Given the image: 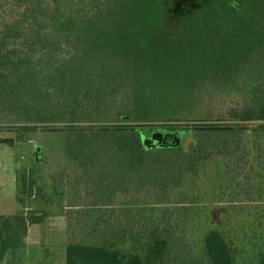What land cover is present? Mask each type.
<instances>
[{
	"label": "trees",
	"instance_id": "trees-1",
	"mask_svg": "<svg viewBox=\"0 0 264 264\" xmlns=\"http://www.w3.org/2000/svg\"><path fill=\"white\" fill-rule=\"evenodd\" d=\"M218 111L221 121L259 125H220ZM195 115L199 126H166ZM127 121L135 125H102ZM0 122L94 124L68 129L66 150L76 199L96 195L86 237L102 233L105 244L71 242L66 264H264L259 239L255 257L238 262L226 233L192 245L187 226L180 240L167 226L176 205L190 223L186 205L200 203L198 180L217 160L228 173L264 168V0H0ZM17 181L21 202L34 180L23 172ZM118 196L147 203L115 214ZM152 214L165 226L154 220L147 232ZM44 217L0 215V264H18L6 253ZM114 224L130 249L118 246Z\"/></svg>",
	"mask_w": 264,
	"mask_h": 264
},
{
	"label": "rangeland",
	"instance_id": "rangeland-1",
	"mask_svg": "<svg viewBox=\"0 0 264 264\" xmlns=\"http://www.w3.org/2000/svg\"><path fill=\"white\" fill-rule=\"evenodd\" d=\"M218 115L221 116L222 112H217L218 124L227 122L221 121L222 116L220 118ZM197 118L198 116L195 115V117L186 118L182 123H167L166 126H182V128L189 129L199 126L196 123ZM227 124L249 130H253L259 125L257 122L242 123L237 121H229ZM92 125L94 124L0 122V214L11 216L34 213L45 216L40 224L33 225V228L31 226L32 229L28 232L23 243H20L13 251L10 250L6 253L7 261L18 264H66V249L71 242L89 241L90 243L93 241L99 245L105 244L102 233L86 237L92 228V220L88 219L85 222L84 219L94 215L93 208L97 209L88 202L90 198L96 202V195L90 196L82 204L80 200L76 199L75 192L78 190L77 183L79 182L75 177L74 165L76 163L71 161L66 150L68 140L66 131L68 129H79ZM102 125L132 127L135 123L128 121L103 122ZM20 134L22 140L18 141ZM188 137L192 141L194 136L189 135ZM144 144L146 148L149 145L146 141ZM188 145L185 146L186 150H188ZM253 158L252 156L250 160ZM37 159L40 160V163H37ZM255 161L256 157L253 159V163ZM227 168L229 167H226L221 160H217L205 171L207 177H200L198 180V187L201 190L200 203L186 205V207L192 208L187 212L193 211L190 215L186 212V216L191 217L188 220L190 223H182V205H176L172 206L174 208L173 216L169 218L167 226L169 225V229L173 231L177 240L181 239L179 237L182 236V229L187 226L186 235L188 238L185 243L192 245L200 241L204 232L208 233L210 230L222 232V228H227L226 231L228 228L234 229L241 233L238 237L235 235L236 246L241 251L238 261L240 262L242 258L255 257L257 251L250 245L254 239L261 240L264 237V196H258L257 190L261 180L264 182V178H260L261 166L253 167V181L245 176L248 170L237 172L239 175L235 176L237 173H228L226 172ZM23 172L34 180V185L27 193L21 194L22 201L20 202L17 180ZM248 182H251L253 186L252 191L256 195L254 199L257 202L261 201L260 204H249L240 196L244 184ZM260 191L264 192V189L262 188ZM82 192L84 195V189ZM104 194L97 192V202ZM129 199L132 201L134 198L129 197ZM106 200V197L102 198V202ZM143 203L147 202L142 198L140 202L126 204L118 196L112 210L115 214H120L122 210L129 208L134 209L136 213L144 206ZM151 207H154L152 202L146 204V208L150 209ZM163 208L165 207L156 206L155 214L159 216ZM198 210L201 211L200 220L195 217ZM135 213H133L134 217H136ZM149 217L150 219H146L147 232L152 229L153 224L156 227L157 223L155 224L154 220L158 221L157 226H165L160 218L153 219V214ZM101 225L103 229L105 222L102 221ZM104 230H111V228L105 227ZM112 230L120 239L119 247L127 250L132 247L131 240L123 238L122 227L114 224ZM244 238H247L249 242L243 240ZM178 242L176 241V245ZM196 253H200V250L194 252L192 256H195Z\"/></svg>",
	"mask_w": 264,
	"mask_h": 264
},
{
	"label": "crops",
	"instance_id": "crops-1",
	"mask_svg": "<svg viewBox=\"0 0 264 264\" xmlns=\"http://www.w3.org/2000/svg\"><path fill=\"white\" fill-rule=\"evenodd\" d=\"M16 144L18 143V142H15ZM14 145V144H13ZM12 145V146H13ZM37 163H40V160L39 159H37ZM254 165V164H253ZM24 168V167H23ZM254 168H257L256 167V165L254 166ZM252 171L253 170H251V169H249L248 170V173L245 175L247 178H249L250 180H252L253 181V176H252ZM261 171H262V173H260V178L261 179H263L264 178V168L263 169H261ZM249 180V181H250ZM245 186H244V188H243V191H242V193L240 194V196H242L243 197V199H244V201L245 202H248L249 204L250 203H252V204H260L261 203V201H258L257 202V200H255L254 198L256 197V195H254V192L252 191V184H251V182L249 183H247V184H244ZM255 185V184H254ZM257 185V184H256ZM255 185V186H256ZM258 187L259 188H257V190H258V196H264V192H262V191H260V189H264V182L261 180V182H260V184L258 185ZM0 215H4V214H0ZM5 216H9V215H5ZM253 216V215H252ZM252 216H250V218L252 219ZM255 224V223H254ZM256 224H257V222H256ZM227 225V224H226ZM226 225H224L225 227H226ZM256 226V225H255ZM224 227V228H225ZM32 228H33V226H32ZM31 227H30V229H29V231H31V229H32ZM225 229H227V228H225ZM225 229H223L222 228V232H224V233H226L228 236H230L231 238H232V241L234 242V244H233V246H236V243H235V235L238 237V235H240L241 233L240 232H236V230H234V229H232V230H230L231 228H228V231H226ZM237 237H236V239H237ZM243 240H245L247 243L249 242V240L247 239V238H244ZM255 242H256V240H254ZM253 241V242H254ZM259 243L262 245V249H264V237L260 240L259 239ZM250 245V244H249ZM250 246H252V245H250ZM237 247V246H236ZM252 248L255 250V248L252 246ZM251 248V249H252ZM238 249V248H237ZM252 249V250H253Z\"/></svg>",
	"mask_w": 264,
	"mask_h": 264
},
{
	"label": "water",
	"instance_id": "water-1",
	"mask_svg": "<svg viewBox=\"0 0 264 264\" xmlns=\"http://www.w3.org/2000/svg\"><path fill=\"white\" fill-rule=\"evenodd\" d=\"M190 141H191V139H190L189 137H185V138H183V145H184V147L187 146L188 143H189ZM177 142H178V144L181 143L180 140H178ZM38 151H39V150H38ZM38 151H37V152H38Z\"/></svg>",
	"mask_w": 264,
	"mask_h": 264
}]
</instances>
